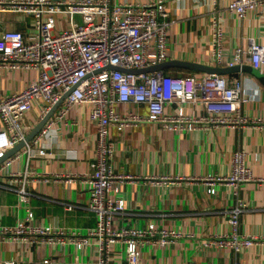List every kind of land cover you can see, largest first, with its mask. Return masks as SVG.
Instances as JSON below:
<instances>
[{
	"label": "crops",
	"instance_id": "1",
	"mask_svg": "<svg viewBox=\"0 0 264 264\" xmlns=\"http://www.w3.org/2000/svg\"><path fill=\"white\" fill-rule=\"evenodd\" d=\"M147 3L153 0H113ZM168 6L171 21L169 43L171 58L216 64L213 19L224 13L227 61L235 57L236 49L248 45L251 37L264 42V7L241 19L226 10L229 0H163ZM60 26H67L59 17ZM59 19V20H60ZM77 23L83 22L76 14ZM36 18L23 11L0 10V35L7 29H21L29 33ZM245 63H250L248 59ZM251 64V63H250ZM168 73H187L178 66L166 68ZM202 71H193L200 74ZM231 81L244 84L247 100L244 113L264 118V85L246 71L229 73ZM38 71L31 69L5 70L2 88L18 91L30 84ZM40 103L36 101L28 112V133L40 121ZM189 113H204L201 103H187ZM121 111L138 110L148 114V106L119 103ZM178 108L172 103L170 109ZM91 106L77 104L67 120H58L49 137H44L47 152L29 157L24 147L19 156H10V165L0 163V228L16 226L34 213L32 223L50 225L66 231L89 232L97 225L96 214L89 209V186L84 179L93 170L97 156L98 128L90 116ZM75 122L70 124L69 122ZM116 143L113 161L118 172L128 177L113 195L123 198L124 211L116 215V226L149 227L174 230L179 235L168 243H146L141 246L139 264H264V182L247 181L240 189L227 181L216 184V192L209 191L210 175H230L233 153L245 148L248 164L257 177H264V127L219 126L173 130L153 121L119 130L111 129ZM5 161V160H4ZM26 172L27 195L23 199L19 189L11 187V173ZM16 188L21 187L17 183ZM241 206L240 230L259 235L262 240L244 251L230 247L206 246L204 239L217 233H229L231 210ZM112 264H131L127 258V244L115 242L111 246ZM101 256L98 246L78 247L72 243H30L11 240L0 234V264H96ZM51 259L47 263L45 259Z\"/></svg>",
	"mask_w": 264,
	"mask_h": 264
},
{
	"label": "built area",
	"instance_id": "2",
	"mask_svg": "<svg viewBox=\"0 0 264 264\" xmlns=\"http://www.w3.org/2000/svg\"><path fill=\"white\" fill-rule=\"evenodd\" d=\"M264 7V0H229L226 10L241 19ZM14 9L34 15L35 24L29 33L21 29H7L0 35V158L19 142L26 140L29 131L28 112L36 101L40 103V120L52 106L67 93V97L48 119L41 130L23 146L29 157L45 154L44 137H49L58 120H67L77 104L91 106L90 116L98 128L97 156L93 170L84 177L89 186L88 207L97 216V225L87 233L56 229L50 225L32 223L30 210L26 219L16 226L0 228L11 240L30 243H72L78 247L95 243L101 251L96 264H112L111 246L115 242L127 244V258L139 264L140 247L146 243H168L179 233L160 228L156 223L149 227L115 224L116 215L125 209L123 198L113 195L120 190L128 176L118 172L113 158L116 143L111 129L119 130L153 121L164 128L191 130L219 126L264 127L263 117H250L244 113L247 100L241 80L231 81L229 74L168 73L164 70L132 71L169 60L172 55L169 43L171 21L167 19L168 6L163 0L147 3L113 0H0V10ZM81 14L83 22L75 16ZM60 16L68 21L60 26ZM221 11L213 19L216 28L214 58L216 64L250 63L264 71V42L251 37L248 45H241L235 57L227 61L224 48V26ZM60 19V20H59ZM31 69L38 77L18 91L2 88L5 70ZM178 108L170 109L172 103ZM119 103L148 106V114L138 110L121 111ZM187 103H201L204 113H189ZM69 122V121H66ZM73 124L75 122H69ZM20 149L17 156L20 155ZM249 151L240 148L233 153L230 175H210L209 191L215 193L218 182L232 183L238 190L244 182L262 181L248 164ZM12 158L3 161L10 165ZM9 184L19 189L23 199L27 193L26 172L11 173ZM21 183L20 188H16ZM243 208L231 210L229 233H217L204 239L206 246L230 247L244 251L261 241L259 235L241 232L240 214ZM51 263V259H45ZM241 264V263H238Z\"/></svg>",
	"mask_w": 264,
	"mask_h": 264
},
{
	"label": "water",
	"instance_id": "3",
	"mask_svg": "<svg viewBox=\"0 0 264 264\" xmlns=\"http://www.w3.org/2000/svg\"><path fill=\"white\" fill-rule=\"evenodd\" d=\"M175 66L182 67L185 69H190V70L202 71V72H207V73H218V74H229V73H234L238 71H246V72L253 74L255 77H257L261 81V83L264 85V71L254 67L250 63L235 64V65H221V64L204 63V62H198V61L172 58L164 62L151 65L146 68L132 69V71L140 73L143 71L165 70L166 68H171ZM68 93L69 92L65 93L61 97V99L52 106V108L48 111V113L35 125V127L28 133L26 140L19 142L14 148L9 150L4 157L0 158V163H2L6 158L18 152L25 145L26 141L31 140L36 134H38V132L41 130L44 124L48 121V119H50L54 115L55 111L62 104L64 99L67 97Z\"/></svg>",
	"mask_w": 264,
	"mask_h": 264
},
{
	"label": "trees",
	"instance_id": "4",
	"mask_svg": "<svg viewBox=\"0 0 264 264\" xmlns=\"http://www.w3.org/2000/svg\"><path fill=\"white\" fill-rule=\"evenodd\" d=\"M181 69H184V70H187V71H196V70H190V69H185V68H182V67H180Z\"/></svg>",
	"mask_w": 264,
	"mask_h": 264
}]
</instances>
